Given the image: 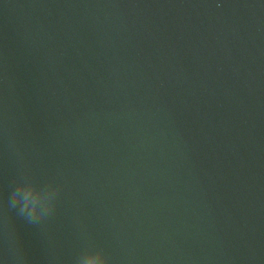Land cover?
Here are the masks:
<instances>
[{"label":"water","instance_id":"1","mask_svg":"<svg viewBox=\"0 0 264 264\" xmlns=\"http://www.w3.org/2000/svg\"><path fill=\"white\" fill-rule=\"evenodd\" d=\"M25 175L58 196L38 224L8 203ZM17 256L264 264V0H0V264Z\"/></svg>","mask_w":264,"mask_h":264},{"label":"clouds","instance_id":"2","mask_svg":"<svg viewBox=\"0 0 264 264\" xmlns=\"http://www.w3.org/2000/svg\"><path fill=\"white\" fill-rule=\"evenodd\" d=\"M49 183L55 187L56 193L60 194L62 186L56 183L55 180H50ZM36 186L34 180L26 175L23 176L12 189L8 201L10 208L15 210L29 224H38L47 220L55 212L58 204V196H54L52 199H46L38 205L33 196ZM91 254L103 253L102 250H99L97 253ZM105 260L107 262L110 258L105 256ZM16 264H23V258L17 256Z\"/></svg>","mask_w":264,"mask_h":264}]
</instances>
